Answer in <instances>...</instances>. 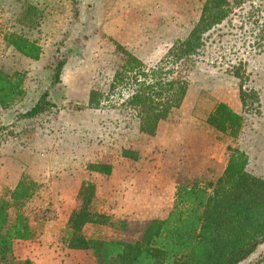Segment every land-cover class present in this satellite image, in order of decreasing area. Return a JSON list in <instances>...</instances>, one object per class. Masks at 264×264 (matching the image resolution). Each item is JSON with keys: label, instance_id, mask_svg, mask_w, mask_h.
Returning a JSON list of instances; mask_svg holds the SVG:
<instances>
[{"label": "rangeland", "instance_id": "1", "mask_svg": "<svg viewBox=\"0 0 264 264\" xmlns=\"http://www.w3.org/2000/svg\"><path fill=\"white\" fill-rule=\"evenodd\" d=\"M190 1L194 3L0 0V70L25 73L27 95L12 109L0 108V191L3 184L11 187L21 172L42 184L39 194L24 209L38 235L31 241L14 242L16 260L29 259L35 264H97L92 251L72 252L58 243L71 212L80 207L82 183H103L101 179L91 181L87 169L90 163L111 165L118 163V159L126 163L114 182L122 183L124 204L128 207L135 204V194L139 204L150 202L152 183L165 186L169 179L173 187L180 180H204L205 176L216 180L226 166L227 148L231 146L249 153L248 172L264 179V52L248 47L256 41L260 28L251 33V25L244 24L246 20L242 29L226 27V36L218 44L208 46L202 57L187 65L182 72L189 83L186 96L180 107L158 124L155 136L140 133L137 120L118 111L121 100L116 97L103 101L99 108L88 104L91 91L108 95L113 75L122 65L114 43L146 66H154L176 40L188 36L198 21L202 4ZM254 3L260 6L258 16L262 22L264 0ZM249 9L245 4L235 13L246 15ZM233 18L237 25L239 18ZM6 34L40 44V60L23 58L3 40ZM56 57L67 60L62 84L49 88V99L57 107L34 118H22V113L47 90V65ZM239 59L248 75V81L243 80L244 89L256 91L259 106L247 102L244 109L241 105V81L227 72ZM219 102L244 118L243 131L236 138L213 130L205 122ZM124 151L135 152L139 160L124 159ZM111 192L118 198L117 191ZM159 213L144 212L143 216ZM135 221L139 222L133 220L120 234L92 226L86 229V237L92 234L102 238L103 234L108 238L132 239L139 233ZM240 264H264V244Z\"/></svg>", "mask_w": 264, "mask_h": 264}, {"label": "trees", "instance_id": "2", "mask_svg": "<svg viewBox=\"0 0 264 264\" xmlns=\"http://www.w3.org/2000/svg\"><path fill=\"white\" fill-rule=\"evenodd\" d=\"M258 0H206L200 17L188 36L176 40L166 54L152 67L146 66L123 46L114 43L121 55L122 65L115 71L108 95L91 91L88 104L99 108L103 101L116 97L121 105L118 111L132 115L138 122L140 133L153 137L158 124L165 121L173 110L180 107L189 83L182 75L187 65L202 57L208 46L218 44L226 27L242 29L251 25V33L260 28L257 39L248 47L264 52V20L258 16ZM248 4L246 15L235 13ZM239 18L238 24L233 22ZM239 26V27H238ZM231 34V33H230ZM232 35V34H231ZM218 39V40H216ZM3 40L21 56L39 61L43 50L35 42L16 34H6ZM261 42L263 45H261ZM65 57H56L48 65L49 86L21 117L34 118L56 108L49 99V88L60 86ZM227 72L238 79L239 100L244 109L247 102L259 106L254 89H244L248 81L245 64L239 59ZM26 74L0 70V108L9 110L26 97ZM113 107H116L114 105ZM206 124L213 130L236 138L242 131L244 118L225 103H217L208 114ZM229 157L224 170L216 180L189 179L175 185L172 208L163 220L153 219L139 224L135 238L86 237V229L103 226L120 234L131 222L114 219L99 213L96 186L82 183L79 190L80 207L71 212L60 231L58 243L68 250L92 251L97 264H240L264 244V179L251 175L248 155L228 147ZM124 158L138 161L135 152L124 151ZM88 171L110 175L112 166L90 163ZM42 184L22 173L16 185L3 184L0 191V264H35L29 259L16 260L15 241H31L38 235L25 214L26 205L39 194ZM96 210H95V208ZM101 235V234H100Z\"/></svg>", "mask_w": 264, "mask_h": 264}, {"label": "crops", "instance_id": "3", "mask_svg": "<svg viewBox=\"0 0 264 264\" xmlns=\"http://www.w3.org/2000/svg\"><path fill=\"white\" fill-rule=\"evenodd\" d=\"M205 1L206 0H197V3L203 4ZM187 2L188 4L194 3L193 1H190V0H187ZM25 59L28 60V58H25ZM235 112L238 113L237 111ZM242 131H243V128H242ZM246 154L249 156L248 157L249 158L248 166H249L251 157L249 153H246ZM124 164L126 163H124L122 159L120 160L118 159V163L112 162L111 163L112 171H111V174L108 176L90 172L91 181H95V180L99 181L100 179L101 181L103 180V183L96 182L98 183L96 186V199L99 201V204H100L99 213L104 214L103 212H107L105 214L106 216L112 217L114 219L128 220V221L138 220L139 222H143V221H149L153 219H159V220L165 219L173 205L176 182L173 184V187L170 185L169 179L165 186H159V185L156 186L155 183L150 184V188H151L150 202H147L145 205L139 204V200L137 199V194H135L136 196L135 204H132L130 207H128V205L124 204V201H125L124 192L125 191L123 189L122 183L116 184L114 182V178L117 177L116 175L119 173V171H122ZM21 175H22V172L19 175H17V177L15 178V182L11 185L10 188H13L16 185ZM113 185L115 186L114 188H113ZM112 190L117 191L116 194L118 198H115L112 196V192H111ZM116 199L118 202L115 201ZM144 212L152 213V215L157 212H160V213L158 215H154V216L151 215L150 217H147V215L143 216ZM15 242H25V241H15ZM71 251L81 252L77 250H71Z\"/></svg>", "mask_w": 264, "mask_h": 264}]
</instances>
